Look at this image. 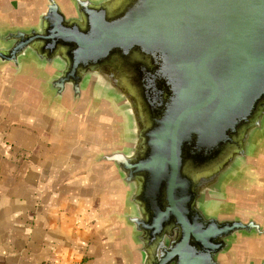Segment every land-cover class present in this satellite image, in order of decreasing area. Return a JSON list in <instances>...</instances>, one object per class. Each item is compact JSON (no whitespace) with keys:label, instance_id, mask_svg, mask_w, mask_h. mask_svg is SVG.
I'll return each mask as SVG.
<instances>
[{"label":"water","instance_id":"water-1","mask_svg":"<svg viewBox=\"0 0 264 264\" xmlns=\"http://www.w3.org/2000/svg\"><path fill=\"white\" fill-rule=\"evenodd\" d=\"M1 68L99 127L125 264H264V0H45Z\"/></svg>","mask_w":264,"mask_h":264},{"label":"crops","instance_id":"crops-1","mask_svg":"<svg viewBox=\"0 0 264 264\" xmlns=\"http://www.w3.org/2000/svg\"><path fill=\"white\" fill-rule=\"evenodd\" d=\"M44 3L0 0V26L34 22ZM7 73L0 69V264H125L104 219L103 170L89 160L102 149L99 127L48 110ZM247 255L264 257V242Z\"/></svg>","mask_w":264,"mask_h":264}]
</instances>
